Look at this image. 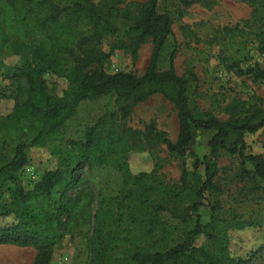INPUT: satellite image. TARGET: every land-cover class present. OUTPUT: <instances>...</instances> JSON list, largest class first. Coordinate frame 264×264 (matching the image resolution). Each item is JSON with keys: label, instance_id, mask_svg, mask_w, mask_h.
<instances>
[{"label": "trees", "instance_id": "16d2710c", "mask_svg": "<svg viewBox=\"0 0 264 264\" xmlns=\"http://www.w3.org/2000/svg\"><path fill=\"white\" fill-rule=\"evenodd\" d=\"M161 1L0 0V77L25 94L0 116V193L9 190L7 201L0 198V246L33 247V264H51L54 249L68 236L81 238L87 264H248L264 252L263 245L247 258L233 255L232 233L264 230V221L242 219L206 196L221 193L214 178L222 155L237 156L244 175L264 180V153H248L246 140L264 132V108L221 121L191 105L190 80L175 68L176 49L169 68H159L174 38L173 17L159 11ZM178 1L184 9L196 2ZM254 7L253 40L264 52V0H255ZM232 32L224 29L226 37ZM148 41L153 50L143 75L105 71L116 51L136 56ZM47 74L57 80L54 94ZM155 95L178 112L176 141L155 124L145 131L127 126L134 108ZM102 97L112 98L114 109L89 124L82 139L67 138V123L80 104ZM197 131L213 133L203 159L192 148ZM161 146L182 164L178 183L158 174L162 162L154 153ZM35 150L45 151L55 166L29 188L22 171ZM146 154L153 169L131 166L134 155ZM104 166L121 174L119 194L102 197L95 209L87 194L70 195L85 169ZM205 206L208 223L198 212ZM164 213L193 225L167 223ZM201 236L206 242L196 246Z\"/></svg>", "mask_w": 264, "mask_h": 264}, {"label": "rangeland", "instance_id": "374dc122", "mask_svg": "<svg viewBox=\"0 0 264 264\" xmlns=\"http://www.w3.org/2000/svg\"><path fill=\"white\" fill-rule=\"evenodd\" d=\"M144 2L145 0H128ZM195 4L184 9L178 0H162L160 12H167L174 20V38L165 49L159 68H169L170 54L176 49L175 68L180 76L190 80L191 105L202 111L212 112L221 121L231 116L246 115L249 109L264 108V52L258 50V43L253 40L255 25V0H195ZM224 29H232V37H226ZM222 31V32H221ZM243 31L244 37L238 32ZM230 35V34H229ZM224 37V38H223ZM153 45L144 44L135 55L116 51L105 64L104 69L110 74L117 72L143 75L150 61ZM10 62L16 63L12 58ZM50 93L56 91L57 80L51 74L45 76ZM25 98L24 91L14 82L4 81L0 77V116L6 115L16 101ZM114 109V100L102 97L95 101H84L77 114L67 123L66 136L69 139H82L85 129L97 118ZM178 112L174 105L161 95L151 97L145 103L134 108L127 121V126L145 131L151 124L157 130L165 132L171 141H176L179 134ZM212 132L197 131L193 150L203 159L210 154ZM248 153H264V132L247 137ZM31 155V164L36 167L40 177L54 168L55 163L48 159L45 151L35 150ZM154 159H160L158 174L167 182L178 183L182 174V164L171 157L165 146H161ZM132 165L138 170H151L153 164L149 155H134ZM240 159L222 155L217 160V173L214 183L220 188V194L208 192L218 199L222 208L235 212L242 219L264 221V180L244 175ZM193 161L187 160L192 169ZM252 171L251 164L247 165ZM203 172V169L201 170ZM81 181L70 193L87 194L95 209L98 201L105 196H115L122 188V176L110 167L85 169ZM0 198L7 201L8 187L0 193ZM207 206L198 211L203 223L210 221L211 212ZM163 220L183 229H189L193 221L182 224L170 213L162 215ZM231 251L236 257L247 258L251 252L264 245V230L250 229L231 235ZM206 238L195 240L201 246ZM37 251L33 247L12 245L0 246V264H33ZM51 264H87L85 247L81 238L68 236L58 245L52 254ZM248 264H264V252L249 258Z\"/></svg>", "mask_w": 264, "mask_h": 264}, {"label": "built area", "instance_id": "2783aa9c", "mask_svg": "<svg viewBox=\"0 0 264 264\" xmlns=\"http://www.w3.org/2000/svg\"><path fill=\"white\" fill-rule=\"evenodd\" d=\"M22 178L24 184L29 188H32L34 184L39 181L40 175L38 174L36 167L30 163L29 165L24 167L22 171Z\"/></svg>", "mask_w": 264, "mask_h": 264}]
</instances>
